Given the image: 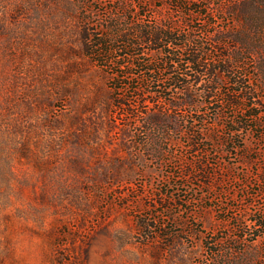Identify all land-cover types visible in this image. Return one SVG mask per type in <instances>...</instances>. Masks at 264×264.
Masks as SVG:
<instances>
[{"label": "rangeland", "instance_id": "374dc122", "mask_svg": "<svg viewBox=\"0 0 264 264\" xmlns=\"http://www.w3.org/2000/svg\"><path fill=\"white\" fill-rule=\"evenodd\" d=\"M240 1L188 0L183 13L170 0H0V264H264V236L240 229L264 207V0ZM168 16L234 69L214 86L204 77L196 106L155 107L195 129L152 133L137 94L114 93L80 36L137 40ZM247 87L256 120L227 102ZM244 119L254 129L236 152L232 121Z\"/></svg>", "mask_w": 264, "mask_h": 264}, {"label": "trees", "instance_id": "16d2710c", "mask_svg": "<svg viewBox=\"0 0 264 264\" xmlns=\"http://www.w3.org/2000/svg\"><path fill=\"white\" fill-rule=\"evenodd\" d=\"M247 1L242 0L239 4L245 6ZM170 2L177 3L180 6L178 8L183 13L192 8L185 7L189 4L188 0H170ZM138 35L139 40H135L126 34L120 42H116L114 45H111L104 38H91L92 32L89 30L82 31L80 38L85 55L102 65L103 68L112 70L109 84L114 93L128 89V92L134 91V94H137L139 107L147 110L142 112L146 120L144 126L152 129V133L161 131L163 126L167 124L174 126L171 127L174 132H178L180 124L186 125L188 129H195L197 120H186L184 116L181 121L177 117L157 110L155 107L162 102L171 107L172 110L196 106L198 102L195 101V97L198 94L194 91V87H203L205 84L203 78L208 75L214 79L211 81V85L214 86L217 84V79H221L225 74L231 76L234 67L227 64L228 61L226 60L219 61L206 58L205 44L199 40L192 43L189 35L185 31H181L180 25L175 20L170 19V16L156 25L142 23ZM114 54H117L119 58L108 60L107 56ZM127 58L131 59L132 63L120 62L121 59ZM127 70H135V72H128L127 75H124ZM249 77H251L249 74H243L244 79ZM126 78H130L133 82L137 81V84L142 82L146 84L145 87L149 85V88L142 85L134 87L132 86L133 83H130L129 87H125L122 81ZM248 89L250 88L236 90L237 96L233 92L229 93L227 102L235 106L241 105L244 117L248 119L252 117L253 120H256L260 116L259 105L256 103L249 104ZM214 90L215 88H211L207 91L208 95L211 96L210 94ZM254 98L257 99V97ZM114 100L116 110H128L127 107L130 105L127 104L126 98L118 95L114 97ZM153 108L155 109L152 110ZM134 110L133 108L130 109L126 115L136 116L135 112H131ZM244 120L232 121L235 127L230 131L231 137H233L232 142L234 138L241 139L244 130L254 129L253 126L249 125V127H243L244 122H247V119ZM197 133L200 134L198 140L201 141L200 137L204 134L203 130L197 131ZM233 143L236 152L244 150L245 145L242 139L239 143L238 141ZM199 144L201 145V143ZM260 180L261 183H264V171L260 175ZM258 210L252 211V213L245 211L246 217L244 216L240 226L243 233L242 238L249 236L252 241H256L264 236V207Z\"/></svg>", "mask_w": 264, "mask_h": 264}]
</instances>
